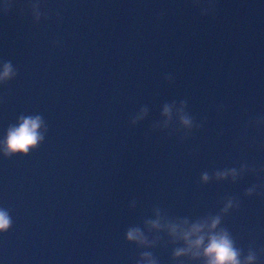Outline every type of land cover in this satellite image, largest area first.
<instances>
[{"label": "water", "instance_id": "1", "mask_svg": "<svg viewBox=\"0 0 264 264\" xmlns=\"http://www.w3.org/2000/svg\"><path fill=\"white\" fill-rule=\"evenodd\" d=\"M0 212V264H264V0H0Z\"/></svg>", "mask_w": 264, "mask_h": 264}, {"label": "clouds", "instance_id": "2", "mask_svg": "<svg viewBox=\"0 0 264 264\" xmlns=\"http://www.w3.org/2000/svg\"><path fill=\"white\" fill-rule=\"evenodd\" d=\"M37 127L36 122L25 121V123L15 132L10 133L9 136V148L13 151L22 150L27 151V146L34 144L36 136L34 129ZM9 225V220L5 213L0 212V229H6ZM210 252H215L216 256L214 260L223 264V261L230 260L233 264L236 262V254L231 250L230 244L227 240L217 241L213 240L210 248Z\"/></svg>", "mask_w": 264, "mask_h": 264}]
</instances>
